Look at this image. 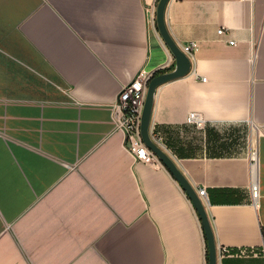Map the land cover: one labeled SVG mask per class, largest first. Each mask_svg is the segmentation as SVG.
<instances>
[{
    "label": "crops",
    "instance_id": "obj_1",
    "mask_svg": "<svg viewBox=\"0 0 264 264\" xmlns=\"http://www.w3.org/2000/svg\"><path fill=\"white\" fill-rule=\"evenodd\" d=\"M156 3L0 0V264H207L191 200L113 119L140 70L173 69ZM165 22L196 50L157 88L151 134L204 188L217 264H264V0H169Z\"/></svg>",
    "mask_w": 264,
    "mask_h": 264
},
{
    "label": "water",
    "instance_id": "obj_2",
    "mask_svg": "<svg viewBox=\"0 0 264 264\" xmlns=\"http://www.w3.org/2000/svg\"><path fill=\"white\" fill-rule=\"evenodd\" d=\"M168 2L169 0H157L155 8V24L164 44L168 47L170 53L174 57V66L172 70L153 75L148 81L140 119V134L143 143L158 157L191 200L203 228L207 247V264H217L216 242L205 209L204 200L198 195L197 190L190 184L184 174L177 167L175 161L152 138L150 133L154 96L157 88L168 81L185 76L191 68L190 58L176 44L166 26L165 10Z\"/></svg>",
    "mask_w": 264,
    "mask_h": 264
},
{
    "label": "built area",
    "instance_id": "obj_3",
    "mask_svg": "<svg viewBox=\"0 0 264 264\" xmlns=\"http://www.w3.org/2000/svg\"><path fill=\"white\" fill-rule=\"evenodd\" d=\"M147 12L149 14V20L152 25L155 26V8H147ZM224 32L225 30L223 28H219L217 30L219 35L224 34ZM229 43L234 44V42ZM181 50L189 57L196 50V44L192 42L184 45L181 47ZM152 76V73L142 69L130 82L122 86L113 106V119L116 129L122 132L125 146L134 160L153 167L164 168L157 156L143 143L140 134V119L143 103L147 90V84ZM205 79L206 78L201 77L202 81H205ZM187 122L194 124L197 127H203L204 125V120L196 112H190L188 114ZM152 138L156 141L154 136H152ZM251 158L254 161L253 156H251ZM197 193L203 198L205 195L204 188H198ZM250 193L253 201L256 202L259 193L256 182H252ZM251 251L264 258V241L258 251ZM229 252H231L230 248L226 246H218V257L227 255ZM248 252L249 251L244 248H239V250L235 251L238 255H245Z\"/></svg>",
    "mask_w": 264,
    "mask_h": 264
},
{
    "label": "trees",
    "instance_id": "obj_4",
    "mask_svg": "<svg viewBox=\"0 0 264 264\" xmlns=\"http://www.w3.org/2000/svg\"><path fill=\"white\" fill-rule=\"evenodd\" d=\"M161 72H163V71H155V72L153 73V75L158 74V73H161ZM206 254H207V250H206Z\"/></svg>",
    "mask_w": 264,
    "mask_h": 264
},
{
    "label": "bare ground",
    "instance_id": "obj_5",
    "mask_svg": "<svg viewBox=\"0 0 264 264\" xmlns=\"http://www.w3.org/2000/svg\"><path fill=\"white\" fill-rule=\"evenodd\" d=\"M166 72V71H165ZM150 133H151V130H150ZM151 136H152V134H151ZM147 147V146H146ZM158 158V157H157ZM161 162V161H160ZM162 163V162H161ZM163 165V164H162ZM164 166V165H163ZM165 167V166H164ZM166 168V167H165Z\"/></svg>",
    "mask_w": 264,
    "mask_h": 264
},
{
    "label": "rangeland",
    "instance_id": "obj_6",
    "mask_svg": "<svg viewBox=\"0 0 264 264\" xmlns=\"http://www.w3.org/2000/svg\"><path fill=\"white\" fill-rule=\"evenodd\" d=\"M250 126L252 127L253 125H252V124H250Z\"/></svg>",
    "mask_w": 264,
    "mask_h": 264
}]
</instances>
